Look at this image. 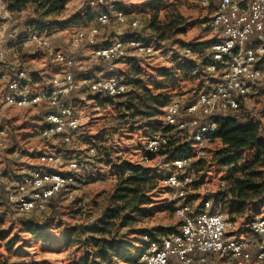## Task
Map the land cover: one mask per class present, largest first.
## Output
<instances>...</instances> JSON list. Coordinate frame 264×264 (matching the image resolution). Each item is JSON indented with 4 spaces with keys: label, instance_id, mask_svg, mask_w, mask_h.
Segmentation results:
<instances>
[{
    "label": "rangeland",
    "instance_id": "374dc122",
    "mask_svg": "<svg viewBox=\"0 0 264 264\" xmlns=\"http://www.w3.org/2000/svg\"><path fill=\"white\" fill-rule=\"evenodd\" d=\"M112 1L118 6L109 9L107 5H96L90 14L96 20L105 11L112 13L125 8L121 11L127 16L129 23L138 22V29H127L126 22L113 24L117 28L104 27L100 30L102 35L98 46L106 47L117 40L126 42L130 36L138 34L141 41L163 50L165 56L158 59L143 57L147 55L142 54L123 55L121 61L101 65H95L90 60V73L87 76L89 80L106 78L112 74L125 82L128 90L119 98L94 94L86 88L75 93L71 101L81 126L77 138L70 145H65L59 137L40 136L43 120L48 112L45 103L24 109L0 103V127L5 128L8 133L7 147L0 154V176L9 172L16 174L22 168H43L45 165H39L40 156L54 155L56 150L63 159H77L86 165L80 173H84L86 169L85 184L89 188L86 196L81 197L75 191L74 199L57 200L45 213L0 220V264H73L83 255V251L77 246L80 239L78 228L89 226L91 220L96 223L102 217L117 180L118 166L124 161L157 170L161 176L157 179V189L150 194L153 204L145 207L146 212L136 217L131 225V232L122 230L124 234L128 232L130 240H135L133 258H137L143 249V235L134 232H172L180 225V220L173 211L176 202L188 203L194 209L199 208L204 202L212 203L216 196L226 194L232 184L228 182L229 176L225 171L211 165L213 155L222 150L219 142L207 141L202 146L192 145L196 150L195 161L202 159L204 162L203 171L194 176L193 183L186 188L187 194L182 199H179L172 186L164 184L166 178L175 172L174 168L172 170L166 165L170 163H165V154L160 153L153 160H149V156L145 160L147 156H144L146 140L163 123L166 106L174 100L184 102L200 91L207 93L211 88L208 91L206 89L219 78L218 74L211 80L207 79L208 73L204 68L206 61H209V58H205L209 48L218 37L210 28L213 10L201 6L200 0ZM87 3L88 0H71L60 13L40 17L51 22L54 28L49 32H35L50 35L54 40L53 36L62 31L63 40L59 37L60 41L72 56L73 50L67 49L70 34L74 33L72 28L84 27L93 21V16L89 19L81 18L86 16L82 13ZM36 17L33 6H27L19 12H9L7 17L0 6V26H9L8 36H13L12 42L3 43L8 54L7 61L11 67H20L28 74L29 79L22 82L21 86H28L30 93L45 88L53 76L68 73L67 66L57 64L46 51L29 43L28 38L33 34L29 24ZM172 26L174 30L170 28ZM66 30L69 32H65ZM190 45L202 46L197 51L200 53L199 57L190 59L182 55V51ZM92 49V46L85 44V56H90ZM164 72H167V76L162 77ZM78 77L80 82L85 81V77ZM257 83L255 92L244 102V109L255 116L264 139V77ZM149 112H156L157 115L147 116ZM47 128L44 125V130ZM90 148H96L95 156L90 155ZM253 155V151L244 153L243 162H250ZM65 163H61L62 169H47L64 173ZM239 175L241 174H236ZM256 182L264 183V171ZM0 201H3L1 189ZM262 202V199L250 200L249 211L235 225L231 223L229 234L245 240L252 239L249 223L258 216H264ZM3 207L4 203H0V212L4 211ZM221 207L223 209L219 207L220 211L226 212L232 207V203ZM216 264H232V261L218 258Z\"/></svg>",
    "mask_w": 264,
    "mask_h": 264
},
{
    "label": "built area",
    "instance_id": "2783aa9c",
    "mask_svg": "<svg viewBox=\"0 0 264 264\" xmlns=\"http://www.w3.org/2000/svg\"><path fill=\"white\" fill-rule=\"evenodd\" d=\"M207 1L213 10L210 28L216 32L217 39H223V47L213 48L205 58H214V65L207 71V79L211 80L219 74L208 88L211 95H200V92L191 100H196L194 111H187L186 101L174 100L171 106H166L163 125L171 128L170 132L161 131V137L145 146L144 156L153 160L168 148L171 136L180 133L187 141L195 146H202L207 142V136L213 129H205L206 120H216L219 116L238 112L254 92L257 86V76L264 69H257L252 65V56L264 55V0H200ZM96 5H107L109 9L118 6L112 0H88L87 7L82 13L88 15ZM1 10L9 16L8 5L0 0ZM121 22L127 23V29L136 31V26L129 23L127 16H120ZM98 26L79 29L70 34V49H80L85 43L93 47L90 60L95 65L111 64L123 60V55L139 56V44H116L114 47L98 46L100 27H115L113 21L97 22ZM9 26H0V103L7 107L24 109L37 106V101H27L25 105L10 103V96L29 94L27 87H13V80L27 78L28 74L20 67H11L8 63V54L3 43L12 42L13 36H8ZM33 31V38L29 43L46 51L48 56L57 64H68V73L53 76L47 86L38 91H46L45 105L48 110H56V117L52 120H43L40 130L42 138L59 137L65 145L75 141L80 130V120L70 117V109H74L71 98L82 88L94 94H102L110 98H119L127 93V85H121L117 76L111 79L100 78L80 82L75 69H80L77 60L68 54L62 46L53 43L50 35H39ZM18 35V34H17ZM248 41H261V49L247 50ZM199 52L187 47L182 51L186 58L199 57ZM165 55L157 50H147V56L163 59ZM141 57V56H140ZM78 67V68H77ZM44 125H52V132H44ZM8 133L0 135V154L7 147ZM97 154L96 148H90V155ZM198 154V152H197ZM197 157V156H196ZM190 159L183 164L167 165L177 168V176L164 184H173L179 199L186 196V188L193 183L194 168ZM65 160V162L63 161ZM65 163L63 177L43 178L42 174H32L29 171V182L18 183V174L10 175L9 181H0L3 197V212L0 220L14 219L16 216L45 213L50 204L57 200L70 201L74 198L76 188H69V196H62V186H69V180H76L81 169H75V162L63 159L56 150L54 155L40 156L39 165L62 169ZM145 164V163H143ZM28 193H35L33 205L28 206L25 212H18V202ZM3 206V205H2ZM174 215L180 220L178 228L159 240L145 238L147 246L138 254L136 264H216L218 258H227L232 264H264V216L256 217L250 223L253 234L254 250L249 248V241L230 235L228 230L231 223L220 212H206L205 202L199 208L190 204L176 202ZM92 219V218H91ZM90 219V220H91ZM93 223L92 220L90 224Z\"/></svg>",
    "mask_w": 264,
    "mask_h": 264
},
{
    "label": "trees",
    "instance_id": "16d2710c",
    "mask_svg": "<svg viewBox=\"0 0 264 264\" xmlns=\"http://www.w3.org/2000/svg\"><path fill=\"white\" fill-rule=\"evenodd\" d=\"M3 1L8 5L9 12H19L27 6H33L37 17L30 21L29 28L49 32L54 28L53 24L48 20L40 19V17L60 13L71 0ZM120 9L125 10V8ZM91 16L93 15L88 14L81 18L89 19ZM170 28L174 30V26ZM131 38L141 37L134 34L129 37V39ZM142 39L144 40V38ZM189 47L197 52L202 46L190 45ZM166 73H162L161 76H167ZM208 90L209 88L206 89V91ZM191 98H189V102L193 101ZM244 108V103H242L238 112L219 116L216 125L214 121L212 132L207 136L208 142H219L222 146V150L213 155L211 165L225 171L229 176L228 182L232 183L226 194L215 197L212 205L222 208L223 204L232 203V207L228 211L220 212L226 216L230 223L244 218L245 212L249 211L250 200L262 199L264 201L262 198L264 183L256 182V179L260 178L264 171V139L260 134V124L257 123L255 116L247 113ZM150 109L152 108L150 107ZM156 115V112L147 114L150 117ZM161 131L167 133L171 131V128L160 123L151 135ZM192 145L194 144L187 141L185 136L175 133L171 136L167 151L161 152V154H165V163L172 165L181 158H196V150L192 148ZM247 151H253L254 155L250 162H243V155ZM203 163L202 159L193 162L192 167L195 174L198 175L203 171ZM171 169L173 170V168ZM117 170L116 184L102 217L96 223L78 228L80 239L77 246L83 251V255L73 264H136L137 258L132 257L135 240L128 238V232H131V225L136 217L140 216L142 212H146L145 207L153 204L150 194L157 189V179L161 176L157 170L146 169L140 164L126 161L122 162ZM236 174L241 175L236 176ZM54 203H51L50 206ZM173 211L175 212V206ZM124 229L128 231L125 232L126 234L122 233ZM134 233L143 235L141 243L144 248L147 246L145 238L151 241L159 240L171 231L160 230L159 233L138 231Z\"/></svg>",
    "mask_w": 264,
    "mask_h": 264
},
{
    "label": "bare ground",
    "instance_id": "6f19581e",
    "mask_svg": "<svg viewBox=\"0 0 264 264\" xmlns=\"http://www.w3.org/2000/svg\"><path fill=\"white\" fill-rule=\"evenodd\" d=\"M200 5L203 7L208 8L209 3L207 1H200ZM120 16H125L124 12L121 10L114 11L112 13L110 12H103L97 17V21H106L108 19H111L113 21V24H117L121 22ZM133 26H136V29H138V22L134 21L132 22ZM40 35V34H39ZM33 38V34L30 35L28 38V41ZM139 44V54L147 55V50H157L158 53H161L162 55H165L163 50H158L152 46L151 43L141 41L139 38H131L129 40L122 41L117 40L113 42L111 45L106 47H114L116 44ZM216 47H223V39H217L216 40ZM213 48V44L209 49ZM254 49H261V41H248L247 42V50H254ZM68 67V64H63ZM214 65V58H209V61H206L204 64V68L206 70H210V67ZM252 65H257V69H264V55L261 56L259 61V56H252ZM68 69V68H67ZM116 76L110 75L104 79H111ZM264 77V70L262 72L258 73L257 81L262 80ZM27 78H20V79H14L13 80V87H23L21 86V83H25ZM121 85H126L125 82L121 80ZM200 95H211V89L207 93H200ZM42 98H46V91H38L35 93H29V94H19L17 96H10V103H17L18 105H25L27 101H37V105L45 103V100H41ZM172 103L169 105L171 106ZM194 107H196V100H193L189 103H187V111H194ZM56 117V110H48L45 120H52ZM70 117H76L74 110L70 109ZM214 124V120H206L205 121V129H212ZM48 128L44 130V132H52V125H47ZM6 134V129L0 127V135ZM156 137H161V133H156L154 135H151L146 140V146H148L149 143H152L156 140ZM145 160H148V156L145 157ZM72 162H75V169H83L84 166H86L83 162L72 159ZM186 161H188L187 158H181L176 160L172 165L175 164H183ZM32 170V174H42L43 178H51V177H63L64 173H62L60 170H53V169H47L45 167L43 168H24V171L18 174V183H27L29 182V171ZM10 175H14V173H6L0 176V181H9ZM177 176V168H175V172L168 176L165 181H172ZM169 186L173 187V184H167ZM69 188H76V180H69V186H62V196H69ZM74 199V198H73ZM35 200V193H28V195L25 198H21L18 202V212H25L26 208L28 206L33 205V202ZM206 212H212L213 205L211 201H206Z\"/></svg>",
    "mask_w": 264,
    "mask_h": 264
},
{
    "label": "crops",
    "instance_id": "0c3cea01",
    "mask_svg": "<svg viewBox=\"0 0 264 264\" xmlns=\"http://www.w3.org/2000/svg\"><path fill=\"white\" fill-rule=\"evenodd\" d=\"M132 3H136V2H132ZM131 5V4H130ZM133 5V4H132ZM134 5H136V4H134ZM95 26H98V24H97V22H96V20H95V18H94V16H93V21H91V22H89L86 26H84V27H76V28H72V30H74V32L75 31H78L79 29H86V28H91V27H95ZM100 29H101V31H102V29L103 28H101L100 27ZM65 32H69V31H65ZM63 32L61 31V32H59V33H57L56 34V36L54 35L53 36V43L54 44H56L57 46H62V47H65L64 46V44H62L61 43V41L63 40L62 38H61V34H62ZM101 35H102V32H100V36H99V39H100V37H101ZM61 38V41H60V38ZM99 39H98V43H99ZM59 40V41H58ZM107 42V41H106ZM70 43V42H69ZM101 43V42H100ZM86 44V43H85ZM84 44V45H85ZM84 45L80 48V49H77V50H73V53H72V56L77 60V64H78V66L80 67V69L78 70V69H75V75H76V77H78V76H80L81 78L82 77H85V79H83V80H86V78H88L87 76L89 75V73L90 72H88V63H90L89 61H90V56H91V54H92V51L90 52V56H85L86 54H85V52L83 51V47H84ZM87 45V44H86ZM101 45V44H100ZM101 46H105V45H101ZM66 48V47H65ZM68 48H70V45L67 47V49ZM93 50V49H92ZM87 57H89L88 59H87ZM92 64V63H91ZM78 68V67H77ZM84 71V72H83ZM110 75H112V74H110ZM110 75H108V76H110ZM79 78V77H78ZM105 78V77H104ZM87 80H89V78L87 79ZM87 174V172H86V169H84V173H80L79 174V176H78V184H77V186H76V193H78V194H80L81 195V197L82 196H86L87 195V192H89V188H88V186H87V184H85L86 183V180H85V175ZM88 174H89V172H88ZM114 176V175H113ZM115 184H116V182L114 183V186H115ZM114 186H113V189H114ZM113 191V190H112ZM2 200V199H1ZM4 201V200H3ZM3 201H0V203H2L3 204ZM53 205V204H52ZM213 213H216V212H221L220 211V209H219V207H216V206H213V210H211ZM238 222V221H237ZM237 222H235V223H232L233 225H235ZM253 238L254 237H252V239H248V241H249V248L251 249V250H254V240H253Z\"/></svg>",
    "mask_w": 264,
    "mask_h": 264
}]
</instances>
